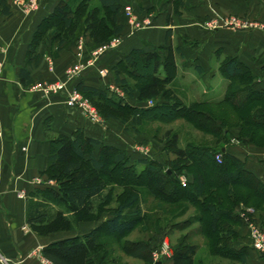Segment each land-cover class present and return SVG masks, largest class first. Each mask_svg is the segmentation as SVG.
<instances>
[{
	"label": "trees",
	"instance_id": "trees-1",
	"mask_svg": "<svg viewBox=\"0 0 264 264\" xmlns=\"http://www.w3.org/2000/svg\"><path fill=\"white\" fill-rule=\"evenodd\" d=\"M9 1L0 0L2 12L8 16L12 7ZM94 1L98 5L92 9L90 5ZM183 1L175 0L176 6L183 4ZM129 4L132 5L130 2ZM126 6L125 0H83L76 10H72L68 3L61 1L40 24L31 44V55H35L33 53L37 52L41 43H49L50 40L60 50L65 43L74 41L80 28H84L97 47L104 46L113 38L122 37L125 26L119 20L125 17ZM134 9L141 12L138 8ZM101 14H105L108 19L104 20ZM46 28H52L55 35L50 37ZM164 49L170 51L164 62L158 51L142 57L141 51L134 50L113 68L116 82L130 100L135 99L136 106L131 105L126 98H118L105 86L94 88L80 83L75 89L101 106L102 114L108 120H118L126 126L130 124L137 130L148 119L170 122L180 118L199 130L218 137V147L198 145L181 149L178 136H171L169 133L166 136L167 150L174 155V159L161 164L149 158L134 162L127 151L86 138L81 131L72 137H58L53 141L57 147L50 156L46 174L60 184V187L36 192V198L48 197L51 202L39 201L31 206L28 224L35 233L49 236L72 232L76 224L96 221L93 214L98 204L105 207L113 201V194L104 196L109 183L97 173H112L113 169L125 178V189L124 194L119 197V206L113 218L105 222L104 229L99 227L88 235L61 240L44 248L42 254L51 263L102 264V261L98 263L93 258L100 247L102 232L106 228L108 234L115 238H123L132 233L143 222L145 215L141 195L127 190L147 187L152 196L159 200L186 201L198 207L202 213L199 219L204 225V233L214 241V250L222 252L223 256L231 260L238 259L240 264H247L249 248L235 250L231 247L239 237L236 229L242 223L235 209L241 203H249L245 198L238 197L237 191L241 188L249 189L255 196L259 195L264 199V183L248 172L242 161L223 152L228 143V134L205 111V107L201 104L186 106L170 89L176 78L177 67L169 46V36ZM162 65L165 78L159 77ZM222 68L232 82L220 107L229 106L240 111L247 127L264 131V93L254 89L255 79L237 59L226 58ZM135 70L148 74V78H141L136 85H131L122 75L135 76ZM21 74L22 82L30 85L32 82L29 72L24 70ZM150 101L154 105L148 107L147 103ZM95 147H100L98 156L94 155ZM219 154L222 156L221 163L216 160ZM197 157L202 159L200 163L197 162ZM140 165L144 166L141 171L138 169ZM183 172L191 176L186 185H182L180 181ZM52 202L60 206L59 211L50 210L48 206ZM227 203L230 206L223 208ZM134 247L137 258L152 262L149 243H139ZM195 253L193 247L181 245L175 249L172 264H194Z\"/></svg>",
	"mask_w": 264,
	"mask_h": 264
},
{
	"label": "crops",
	"instance_id": "crops-1",
	"mask_svg": "<svg viewBox=\"0 0 264 264\" xmlns=\"http://www.w3.org/2000/svg\"><path fill=\"white\" fill-rule=\"evenodd\" d=\"M61 1L76 10L83 0H45L41 11L33 16L22 15L17 10L8 16L0 7V131L3 133L0 139V251L10 254L11 249L14 250L16 260L25 250L17 239L21 235L17 231L26 224L28 202L33 197L36 199V192L46 185L45 181L35 184L34 180L48 171L55 136L72 137L81 131L86 138L127 151L134 162L152 157V153L145 154L138 147L134 153L135 140L124 131L122 123L113 127L118 121L109 120L112 123L106 127L94 125L82 111L69 107L70 88L53 95L43 91L50 84L66 81L67 70L71 67L88 64L93 57L91 50L97 47L84 28H80L74 41L65 43L60 50L50 40L41 43L33 53L35 55H31V44L40 24ZM129 2L144 16L152 18V26L133 33L128 19L121 17L120 24L125 27L119 37L120 44L95 65L87 67L71 89L80 83L94 88L104 87L106 83L115 84L113 68L134 50L141 51L142 57L158 51L164 62L170 52L164 49L169 36L177 67L170 89L186 106L220 107L232 82L222 68L226 58L237 59L246 67L255 79L254 89L264 93V33L209 27V22L218 13L264 15V0H184L179 6L175 0H165L164 3L160 0H127L125 3L128 5ZM24 70L29 72L30 85L21 80ZM159 71V77L165 78L163 65ZM129 103L136 106L132 100ZM146 122L157 121L148 119ZM188 146L198 145H180L181 149ZM205 147L216 148L218 144ZM225 147L223 152L225 150L242 161L246 170L264 183V154L261 150L229 144ZM94 149V155L98 156L100 147ZM152 160L161 164L167 162L158 158ZM139 167L144 169L142 165ZM20 191H24L27 200L18 196ZM87 230L82 229L68 237L85 236L90 231ZM239 233L242 238L233 242L231 247L235 250L249 248L251 253L245 233L242 230ZM247 264H264V261L250 255Z\"/></svg>",
	"mask_w": 264,
	"mask_h": 264
},
{
	"label": "rangeland",
	"instance_id": "rangeland-1",
	"mask_svg": "<svg viewBox=\"0 0 264 264\" xmlns=\"http://www.w3.org/2000/svg\"><path fill=\"white\" fill-rule=\"evenodd\" d=\"M12 1L13 0H10L9 2ZM30 1L31 0H21V2L26 5H28ZM38 1V7L35 10L23 13V11L19 10L18 7H11V13L17 10L21 12L20 14L22 15L33 16V14L35 15L41 11L45 0ZM126 1L127 0H125V2ZM160 1H163L164 3L165 0ZM97 5L98 3L94 1L91 2L90 6L93 9L97 7ZM138 14L141 17L143 16L139 12ZM101 16L104 20L108 19L105 18V14H101ZM216 17H236L242 20L244 19L249 21L251 24L259 25V29L251 30L261 31L264 33V15L262 14L254 16V14L226 15L218 13ZM46 29H48L47 32L50 37L55 35V31L52 28ZM145 29L137 30L135 33ZM104 36L108 37V34H105ZM114 39L117 38H113L104 46L110 45L114 41ZM96 48L91 50L93 57L91 58V60H89V62H87L88 64L83 65L82 63L70 68H74L77 71H80L79 75H77L73 79L68 80V75L66 74L67 80L64 82H67V88H70L71 90L70 94L72 92H77L75 88L71 89V86L73 85L76 78L83 74L87 67H92V65H95L100 59L106 56V53L111 52L115 49H108L98 57H95V54L104 47ZM82 67H85L83 71L81 70ZM135 71L136 75L132 77H129L126 74L122 75L129 84L136 85L142 80L141 78H148V74L142 73L141 70ZM108 74L109 73H107L106 75ZM111 78L112 80L114 79L113 75H111ZM105 88L114 93L118 98H127L128 102H130V99L128 98L126 92L116 81L115 84L106 83ZM80 96L83 98V100L88 101L90 108L95 110V115L97 117H91L93 119H96L95 121L90 119L84 113L87 119L90 120L92 124H102L106 127V124L112 123L104 116V114H102L101 106L96 104L93 99L85 97L81 93ZM132 101L135 102V99H132ZM147 104L148 106H153L150 105V102ZM205 111L216 119L219 127L221 126L222 128L226 129V132L228 134V143L226 145L229 144V146H240L241 148L245 149L261 150V153L263 152L264 154V131H260L252 127H247L244 123L245 119L240 111L234 110L229 106L206 108ZM121 123V121H118V124L113 123V127ZM121 126L123 127L124 131L126 133H129V136H131L135 140L134 147H132L134 153L136 151V147H138V150L140 149L141 151L152 153V157H150L151 160L153 158H158L162 162H166L168 161V159H174V155H171L167 150L168 147L166 143V136L169 133H171L169 134L171 136H178L179 147L180 145L182 146L183 143H192L201 147H205L208 145L216 146L218 140V137L207 134L196 128L192 123L180 118L170 122L157 121L156 123H149L144 121L142 127L137 130L130 126V124L129 126L121 124ZM138 130L139 133H137ZM51 137L54 138V136ZM144 137L146 139H142ZM55 138L58 137L55 136ZM153 142L158 146L154 145ZM55 147H57V145H55ZM162 147H164V149H162ZM201 161L202 159L200 157H197V162L200 163ZM141 168L142 167H139V170H141ZM111 172L112 173L103 171L102 173H97L109 183L108 188L106 189L107 193H105L104 196H107L110 193L113 194V201L105 207H100L98 204V208L93 214V217L96 221L91 223L76 224V228L72 232L57 233L49 236H40L32 230V228L28 224L27 218L25 226H20V229L17 231V233L21 234L19 235V237H17V239L19 240L21 246L23 245L22 248L25 249L23 252V256H21L19 260H16V254L14 250L11 249V251L9 252L10 254H3L0 251V264H53L44 258L42 254L44 248H47L50 245L61 240L77 238L78 236H68L73 233H77L82 229L90 230L86 235L90 234L99 227L101 229H104L105 222L113 218V214L119 206V197L124 194L123 192L125 189L123 186V180L125 178L121 175L119 176L117 173H115V171H113V169ZM190 178V175H188L186 172H183V174L180 176V181L184 180L186 185ZM40 181H45L44 184L46 185H44V188L52 187L55 189H59L60 187V184L51 179L47 174H42L41 176L36 178L34 180V183L38 184ZM110 190H114V192L112 193ZM130 190L141 195L143 204L142 210L144 211L145 218L143 222L132 233L123 238H115L109 235L107 229L105 228L104 232H102L100 236V247L93 256V258L98 263L102 261V264H172V258L175 254V249H177L181 245H185L193 247L195 249L196 253L194 257V264H240V262L237 261L238 259L231 260L227 256H223L222 252L214 250V241H212V239H210L204 233V225L199 219V217H202V213L194 204L186 201L175 200L173 202H167L165 200H159L152 196L147 187H139L136 190L128 188L127 191ZM171 193V195H174V192ZM237 193L238 197L243 199L245 198V200H248L249 203H241L235 209V212L240 216L242 222L236 229L239 236L236 241H239L242 238L239 233L242 230L245 233L244 237L249 240L251 245V253H249L248 257L250 258V255H253L254 257H257V259L264 261V254L257 251L254 247V244H256V240L259 238V236H264V199L259 195L255 196V194L249 189L241 188L239 191H237ZM18 196L20 198H23L24 200H27L24 198V191H20ZM46 198L48 197L43 196L41 198L37 197L36 199L33 197L28 202L29 211L31 206L35 203H38L39 201H48L50 204V199ZM229 206L230 205L227 203L222 207L226 208ZM48 207L51 211L54 212L60 210V206L53 202ZM67 215L70 216V214ZM139 243L150 244L152 249V262H147L135 256L137 253L134 246ZM248 257L247 260L249 259Z\"/></svg>",
	"mask_w": 264,
	"mask_h": 264
},
{
	"label": "built area",
	"instance_id": "built-area-1",
	"mask_svg": "<svg viewBox=\"0 0 264 264\" xmlns=\"http://www.w3.org/2000/svg\"><path fill=\"white\" fill-rule=\"evenodd\" d=\"M39 1L38 0H31L28 5L24 4L21 2V0H13L11 3L12 7H18L19 10H22L23 13L31 10H35L38 5ZM141 13V12H139ZM124 14L125 17L128 19L130 24L133 26V33H135L137 30L149 28L152 26V18L150 16L141 17L137 11H135L133 5H127L124 9ZM209 27L211 29H219V28H231L233 30H251V29H259L258 24H251L247 20H242L240 18H228V17H215L210 23ZM120 39H114V41L110 45L102 46L104 47L103 49L101 48L96 54L95 57H98L102 53L106 52L108 49H113L116 48L120 44ZM85 67H82L81 70L83 71ZM2 74V69L0 66V75ZM80 74V71H77L76 69L72 68L69 69L67 72L68 75V80L73 79L77 75ZM67 90V82H58L54 84H50L43 88V91H45L47 94L53 95V94H58L60 92H63ZM77 91V90H76ZM150 105H154L153 102L150 101ZM67 105L71 108H77L79 110H82L83 113H85L90 119L95 121L97 116L95 115V110L90 108L88 101L83 100V98L80 96V92H72L71 94L69 93L68 100H67ZM93 117V118H91ZM3 133L0 131V139L2 138ZM145 154H148L145 152ZM216 160L221 163L222 162V156L221 154L216 156ZM182 185H185V181L181 180ZM254 247L257 251L260 253L264 254V236H259V238L256 240V244H254Z\"/></svg>",
	"mask_w": 264,
	"mask_h": 264
},
{
	"label": "water",
	"instance_id": "water-1",
	"mask_svg": "<svg viewBox=\"0 0 264 264\" xmlns=\"http://www.w3.org/2000/svg\"><path fill=\"white\" fill-rule=\"evenodd\" d=\"M224 152H225V150H224ZM157 264H159V263H157Z\"/></svg>",
	"mask_w": 264,
	"mask_h": 264
}]
</instances>
